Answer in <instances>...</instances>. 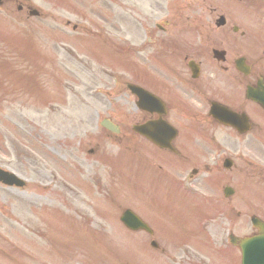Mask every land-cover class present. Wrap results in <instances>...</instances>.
Instances as JSON below:
<instances>
[{"label": "rangeland", "instance_id": "rangeland-1", "mask_svg": "<svg viewBox=\"0 0 264 264\" xmlns=\"http://www.w3.org/2000/svg\"><path fill=\"white\" fill-rule=\"evenodd\" d=\"M203 1L176 4L186 9ZM28 3L40 17L18 11ZM170 7L171 0H8L0 6V167L27 181L19 189L0 185V264H240L239 252L226 246L228 229L239 237L251 232L249 219L236 214L246 208L239 194L224 203L229 219L208 235L219 250L189 249L196 259H187L175 247L180 241L166 245L157 234L167 254L146 259L148 237L123 231L119 217L136 209L154 223L147 206L155 201L146 198L147 205L138 193L127 201L117 192L121 168L101 165L132 145L125 135L120 143L102 134L99 124L105 116L127 122L129 76L121 48L127 40L139 44L142 19L153 28L171 18ZM254 149L264 157L260 145ZM241 152L242 158L234 155L245 167L242 177L254 183L259 174L246 169L244 157L255 154ZM245 198L250 206L258 202L252 192Z\"/></svg>", "mask_w": 264, "mask_h": 264}, {"label": "flooded vegetation", "instance_id": "flooded-vegetation-1", "mask_svg": "<svg viewBox=\"0 0 264 264\" xmlns=\"http://www.w3.org/2000/svg\"><path fill=\"white\" fill-rule=\"evenodd\" d=\"M222 1L221 8L206 2L200 12H194L190 5L187 24L174 38L149 37V48L144 47L140 54L144 65L130 73L138 80L136 86L158 99V104L151 102L152 109L147 96H135L129 88L131 83H127V96L150 110L139 111L141 125L157 123L154 131L158 128V136H153L159 143L170 141L173 148L170 151L150 143L156 150L154 165L159 174L163 170L161 163L167 165L168 155L175 169L181 170L178 177L182 178L193 165L194 156L205 159L212 150L235 152L243 138L255 139L264 131L259 124V119L264 120V109L248 99L249 91L253 96L261 95L264 88V0ZM192 14L198 17L192 18ZM157 63L163 69L157 68ZM244 116L247 129L241 132L239 119ZM172 129L177 135L169 139ZM222 159L225 165V154ZM232 167L237 165L232 162ZM193 173L196 176L184 179L188 189L205 180L198 177V169ZM170 177L174 184L183 185L175 176Z\"/></svg>", "mask_w": 264, "mask_h": 264}, {"label": "water", "instance_id": "water-1", "mask_svg": "<svg viewBox=\"0 0 264 264\" xmlns=\"http://www.w3.org/2000/svg\"><path fill=\"white\" fill-rule=\"evenodd\" d=\"M132 219L136 220L134 217ZM241 247L243 250V264H256L255 250L253 248L252 242L244 241Z\"/></svg>", "mask_w": 264, "mask_h": 264}]
</instances>
